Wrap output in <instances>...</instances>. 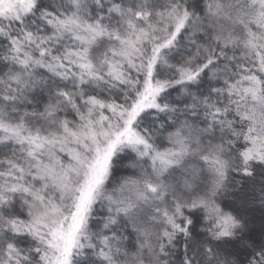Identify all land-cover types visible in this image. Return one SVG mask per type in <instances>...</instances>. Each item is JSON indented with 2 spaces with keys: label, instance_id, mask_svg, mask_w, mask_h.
<instances>
[{
  "label": "snow or ice",
  "instance_id": "obj_1",
  "mask_svg": "<svg viewBox=\"0 0 264 264\" xmlns=\"http://www.w3.org/2000/svg\"><path fill=\"white\" fill-rule=\"evenodd\" d=\"M0 264H264V0H0Z\"/></svg>",
  "mask_w": 264,
  "mask_h": 264
}]
</instances>
